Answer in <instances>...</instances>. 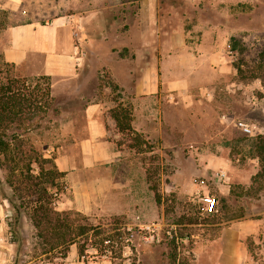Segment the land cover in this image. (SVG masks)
Here are the masks:
<instances>
[{"label": "rangeland", "instance_id": "rangeland-1", "mask_svg": "<svg viewBox=\"0 0 264 264\" xmlns=\"http://www.w3.org/2000/svg\"><path fill=\"white\" fill-rule=\"evenodd\" d=\"M8 1L0 0V11L4 12H0V51L8 26L28 16L50 18L57 12V4L52 0H22L19 9L14 5L9 8ZM160 3L161 19L168 26L188 31L200 28V32L193 34L209 31L214 55L216 48L219 57L221 53L224 55L223 83L200 95V101L193 107L180 98L170 96L162 100V124L155 135L146 137L132 128L120 132L118 143L131 148V155L142 166L134 170L138 197L133 203L131 198L121 199L131 202L126 211L84 214L64 209L71 193L67 191L64 175L59 178L62 191L55 201L56 208L70 213L75 224L93 227L65 251L60 247L44 251L23 211L17 224L19 239L12 240L8 228L13 213L8 202L12 191L6 183V169L0 167V264H216L220 232L233 225H244L241 230L244 263L264 264V176L259 174L264 164L253 149L255 136L264 134V60L258 58L260 51H264V0H160ZM23 9L27 11L22 12ZM114 9L112 15L118 22L121 10H125L126 17L135 11L134 7L120 5ZM231 35L240 37L246 46L241 74L232 66L237 55L228 45ZM86 53L85 70L77 80L84 77L85 83L90 79L89 69L96 63ZM0 69V78L8 74L6 70L12 74L10 68L0 65ZM249 82L254 85L256 102L249 94ZM75 84H70L66 94H59L51 79L60 113L49 123L47 131L31 134L37 143L47 144L46 155L55 156L58 149L63 155L76 154V140L72 136L74 133L83 136L86 132L83 100L90 99L93 93L74 91ZM102 92L98 94H107L117 102L115 109L126 108L131 120L129 92L116 89ZM236 120L253 124V133H242L233 123ZM103 168L96 173L98 179L87 174L85 180L104 186L107 191L113 181L120 185L125 179L123 167L113 172ZM218 170L227 172L228 186L215 181ZM203 193L216 197V211L205 210L200 200ZM107 237L110 240H105Z\"/></svg>", "mask_w": 264, "mask_h": 264}, {"label": "crops", "instance_id": "crops-1", "mask_svg": "<svg viewBox=\"0 0 264 264\" xmlns=\"http://www.w3.org/2000/svg\"><path fill=\"white\" fill-rule=\"evenodd\" d=\"M52 1L57 4V12L50 18L28 16L8 26L6 41L1 44L3 58L21 75H49L59 94H66L72 82L76 83L74 91L93 93L83 100L86 132L72 136L77 153L63 155L58 149L55 155L56 166L64 172L71 193L64 209L84 214L124 212L131 202L121 199L131 198L133 203L138 197L134 170L142 166L131 155V148L118 143L120 132L112 116L117 102L106 94L111 92V84L131 94V128L146 137L155 135L162 124V100L180 98L193 107L200 95L223 83L224 55L219 57L217 48L214 55L207 29L193 34L200 28L188 31L164 23L160 0ZM8 3L9 8L14 5L19 9L22 0ZM118 5L134 7L135 11L126 17L121 10L118 22L112 15ZM85 53L96 62L89 69L86 83L84 77L77 81L85 70ZM103 76L108 82L101 80ZM253 86L249 82V94L256 102ZM100 91L106 96L98 94ZM103 167L110 172L123 167L125 179L120 185L113 181L107 191L85 180L87 174L98 179L96 173ZM243 226L222 228L216 264H245Z\"/></svg>", "mask_w": 264, "mask_h": 264}, {"label": "trees", "instance_id": "trees-1", "mask_svg": "<svg viewBox=\"0 0 264 264\" xmlns=\"http://www.w3.org/2000/svg\"><path fill=\"white\" fill-rule=\"evenodd\" d=\"M228 45L237 55L232 66L241 74V65L246 62V46L236 35L229 37ZM258 58L264 60L263 50ZM0 65L12 69V74L6 70L5 74H8L0 78V167H5L6 183L12 191V198H8L13 209L8 223L12 240L19 239L17 224L23 211L27 213L44 251L58 247L65 251L69 244L75 243L93 227L75 224L70 213L56 208L55 201L62 191L58 180L64 172L57 168L53 154H45L47 144L37 143L31 135L47 131L49 123L60 113L59 102L52 93L51 78L46 74L21 75L14 64L4 60L2 51ZM101 80L108 82L104 76ZM111 87L116 89L113 84ZM112 116L119 132L131 129L126 108H114ZM253 149L264 164V134L255 136ZM263 168L259 173L262 176Z\"/></svg>", "mask_w": 264, "mask_h": 264}, {"label": "built area", "instance_id": "built-area-1", "mask_svg": "<svg viewBox=\"0 0 264 264\" xmlns=\"http://www.w3.org/2000/svg\"><path fill=\"white\" fill-rule=\"evenodd\" d=\"M234 125L241 130L244 134H252L254 125L249 121L236 120L233 121ZM214 179L217 183L229 185V176L225 170H218L214 174ZM201 202L204 204L205 210L213 212L217 210V199L214 195L209 193H203L200 196Z\"/></svg>", "mask_w": 264, "mask_h": 264}]
</instances>
